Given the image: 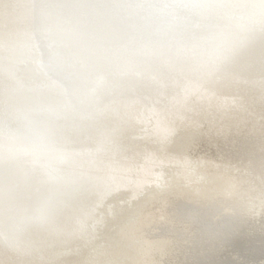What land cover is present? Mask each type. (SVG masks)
I'll return each mask as SVG.
<instances>
[{
    "label": "bare ground",
    "instance_id": "1",
    "mask_svg": "<svg viewBox=\"0 0 264 264\" xmlns=\"http://www.w3.org/2000/svg\"><path fill=\"white\" fill-rule=\"evenodd\" d=\"M58 3L0 0V141L9 148V161L25 157L24 145L37 141L27 152L37 163L49 161L43 167L50 183L45 194L40 188L39 194L15 195L9 215L16 227L0 229V264H80L89 250L88 264H264V221L254 225L256 219L238 213L219 225L225 207L215 202L231 199L225 205L246 209L264 199V151L255 147L264 137V36L257 34L239 60L209 79L185 60L186 42L201 31L196 20L140 11L127 0H73L71 13L63 7L54 12ZM69 19L75 22L71 28L64 23ZM68 33L76 47L60 43ZM81 44L115 46L117 58L104 61L114 68L118 85L107 90L103 107L86 106L77 121L90 91L84 94L83 84L92 78L94 90L108 84L98 67L78 71L82 60L74 53ZM15 58L21 59L19 69L37 67L40 78L20 84L10 64ZM32 93L37 106L30 109ZM44 128L52 131V150ZM245 135L248 141L241 140ZM172 169L171 183L158 188L154 176ZM5 173L11 179L14 169ZM100 183L108 190L90 221L79 217L73 229H58L27 220L40 210L76 214L93 202ZM153 189L158 197L148 201ZM209 197L213 203L206 206ZM138 204V213L127 220L124 207ZM111 218L118 221L113 232ZM153 227L160 231L150 232ZM253 233L258 252L246 238Z\"/></svg>",
    "mask_w": 264,
    "mask_h": 264
},
{
    "label": "clouds",
    "instance_id": "2",
    "mask_svg": "<svg viewBox=\"0 0 264 264\" xmlns=\"http://www.w3.org/2000/svg\"><path fill=\"white\" fill-rule=\"evenodd\" d=\"M73 0H59L53 11L63 7L71 13ZM127 6L140 11H160L196 20L201 31L186 42V62L206 78H214L234 64L245 52L246 43L257 34L264 36V0H127ZM68 28L74 21H64ZM23 142V141H22ZM8 146L0 141V229L10 224V207L15 198L5 170L9 166Z\"/></svg>",
    "mask_w": 264,
    "mask_h": 264
},
{
    "label": "rangeland",
    "instance_id": "3",
    "mask_svg": "<svg viewBox=\"0 0 264 264\" xmlns=\"http://www.w3.org/2000/svg\"><path fill=\"white\" fill-rule=\"evenodd\" d=\"M73 42L74 41L72 40L71 35L69 33L64 38H62L60 40V43H65V44L68 43L70 46L72 43V44H74V47H76L77 45H75V42L74 43ZM78 48H79V51L77 50L78 52L74 53V57L81 58V60H82V66L78 71H83L84 66H86V68L98 67L99 68V72H98L99 76H101L102 79H105L108 84H106L107 86H105L104 88L94 90V87H96V78H92V79H89L88 81H86L83 84V87L81 86L82 88H84L83 89L84 94H87L88 88L90 89V91H89V94H87V96L85 98H83V107L82 108L80 107L78 110L79 115H77V117H76L77 121L82 120V118H83L82 115H84L88 109L91 111H94V110H98L99 108H101V106L103 107V103H105V101H103L102 99L104 98V100H105L107 90L112 88L113 86L118 85L117 83L115 84V82H114V79H115L113 77L114 76V68L111 65H109L106 61H104L105 57L106 58L111 57V58H113V60H115L117 58L116 48L113 44H110V47L107 44H105V47H103L104 49H101V48L94 49L92 47H89L88 45H85V48H84L83 44L78 46ZM95 53H97V54H95ZM14 72H15V77L17 78L18 82L20 84H23V85H29V82H31L32 80L40 78L38 68L35 66H33V67L32 66L31 67L21 66L20 69H18L17 71L15 69ZM73 87H76V86H73ZM81 87H79L77 89H80ZM38 94H39V92H37V95ZM102 94H103V97H102ZM37 95L33 94V96H31V103L29 106L30 109L37 106V102H36ZM81 98H82V96L79 95V99H77V100H80ZM75 103H77V102H75ZM86 106L88 107V109L86 108ZM85 109H87V110H85ZM28 117L30 118L31 116H28ZM43 131H44V138L46 137V141H48V143H49L50 142L49 141V138H50L49 135H51L50 133H52V131L45 129V128L43 129ZM44 138H43V142H44ZM31 144L32 145H28V146H35V144L37 146H39L37 141L31 140ZM24 146H25L24 149H26V150L22 154H24L25 157L22 155H19L20 157H16L12 160L10 159V161H9V166L7 167V169H9V170L14 169V173L11 176L12 178L9 180L12 183V185L18 184L20 187L22 186V189L20 191H18L19 193L15 192L16 196L22 195V194H25L28 192H32L33 190H37L36 192H37V194H39L40 188L44 189L43 193L45 194L48 192L47 187L50 184L48 182V179H46L49 176L47 174V170H45V167L48 169V164H46V163H48L49 161L47 160L46 163H42V162L37 163L35 156L31 155L29 152H27L28 149H30L31 147H28L26 145H24ZM42 147L43 146H41V148ZM44 147L46 148V145ZM48 149L52 150V146H50V143L48 145ZM58 149H59V147H58ZM65 155H68V154L65 153ZM63 157H64V155H63ZM77 159H79V158L76 157V159H74V158L72 159V157H71L72 162L77 163V161H78ZM192 159H194V158H192ZM194 162H195V160H194ZM43 165L45 167H43ZM162 171L160 172L159 176L158 175L154 176V180L156 182L157 187H158V185H160V186L169 185L171 183L173 177L176 175L175 169H172L171 172H168V171L162 172ZM110 182L115 183L117 185L119 184V182H117V180H111ZM110 182H108V183H110ZM96 185H97V183H95L93 186L97 187ZM73 188L76 191V189H78L79 187L78 188L73 187ZM101 188H104V189H101ZM107 190H108L107 185L104 183H100L98 185V191H99L98 195L94 196V199L92 200L93 202L91 204H89L88 206L84 205L83 208L79 209L80 211L78 209L76 211H73V213L75 212L76 214H72L71 216L69 214L68 215H66V214L64 215V214H60V213L56 214L58 209H56L55 211L53 209H51V210H47V211L40 210V212H38V211L33 212L32 215L27 216V220L33 221V219H35L34 222L38 221V222L54 223L58 229H60L61 227H64V225H67L66 227H68V229H73L74 228L73 226H75L77 224L76 221H74V220H77V218H79V217L84 218L85 217V218H87V220L90 221V216H91V219H92V214L93 215L96 214V212L92 210L94 205L95 204L100 205V203H99V199L101 197L100 194L107 192ZM156 193H157L156 189L151 190V192L148 194V196H146L147 197L146 199L148 201L156 199L158 197L157 196L155 198ZM37 194H36V197H37ZM122 196L123 195L121 194L120 197H118V198L124 199L126 197V195L123 197ZM107 198L110 199V201L112 199H114V200L117 199V197L112 198V196H109ZM107 198H105L106 201H104L103 204L108 202ZM146 199H144V201ZM103 204H102V206H103ZM141 205L140 204L135 205L136 207L126 205L124 207L125 208L124 209L125 218L127 220L132 219V216H135L138 213V210L140 209L139 207H141ZM113 210L119 212V208L117 207V205H115ZM22 214H24V213H21V215ZM110 221H112V224H113L111 226L112 227L111 230L113 232V230L115 229V225H117L118 221L117 220L113 221L112 218L110 219ZM9 225L12 227V229L14 227H16L15 223H12V222L10 224H8V227H9ZM33 226L35 227V226H39V225L33 224ZM31 227H32V225H31ZM107 237L108 238H105V240L107 239L108 244H110L111 239H109V238H111V237L110 236H107ZM112 242H113V240H112ZM91 255H92V253L89 250V254H85L83 256L80 264H88V262L91 261ZM70 260H72V259H70ZM67 264H73V263L69 262V259H68ZM89 264H95V263L93 262V263H89Z\"/></svg>",
    "mask_w": 264,
    "mask_h": 264
},
{
    "label": "water",
    "instance_id": "4",
    "mask_svg": "<svg viewBox=\"0 0 264 264\" xmlns=\"http://www.w3.org/2000/svg\"><path fill=\"white\" fill-rule=\"evenodd\" d=\"M18 60H21V59H12L11 61H10V64H11V66L14 68V69H19L18 68V65H21V63L22 62H19L18 63ZM246 139V141H248L247 140V138H246V135L243 137V138H241V140L242 141H244ZM254 139V138H253ZM250 140V139H249ZM255 140V139H254ZM264 137L262 138V137H260V142L261 143H258V144H260V145H258V144H256L255 145V147H256V150H257V152L256 153H259V152H261V151H264ZM259 141V140H258ZM249 164H251V165H253V162H250ZM172 200L170 199V203H175V202H171ZM185 201H187V202H191L192 200H185ZM196 202H193L194 204L195 203H197V204H199L200 203V200H195ZM226 201H231V199H229V200H225V201H221V202H218V201H215L216 203H217V205H220V206H223V207H225L224 209V211L222 212V216H221V218H219V219H223V221H219V225L221 224V223H225L226 222V219H228L227 220V222L226 223H229V222H231L232 221V218H230V217H233L234 215H237L238 213L239 214H241L242 215V217H251L252 218V220L253 219H256V223H253L254 225H256V224H258L259 225V223H258V220H261V222H263L264 220V199L263 200H258L257 202L258 203H254V204H249L248 205V207H246V209H242L241 207H239L238 205H236V204H234V203H230V204H228V205H225V203H226ZM168 202V203H169ZM211 203H213V198L212 197H209V198H207L206 199V201H205V204H206V206H208V205H210ZM181 204H182V202L181 201H179V204H175L176 206H175V208L173 209V213H176L179 209H180V207H181ZM203 205V204H202ZM220 206H217V207H220ZM210 207V206H209ZM178 208V209H177ZM216 207H214V209H215ZM204 208H201V209H199L200 211H202ZM209 209H211V208H209ZM176 211V212H175ZM242 211V212H241ZM219 215H221V214H218V215H216V218L217 217H219ZM228 216H230V217H228ZM198 217H201V216H198ZM228 217V218H227ZM235 217V216H234ZM241 216H239L238 218H240ZM241 217V218H242ZM202 218V217H201ZM240 218V219H241ZM225 219V220H224ZM246 220L245 221H247L248 219L247 218H245ZM214 220V219H213ZM203 221V220H202ZM199 223V222H198ZM237 228H238V230L240 231V229H242L241 228V226L238 224V226H237ZM160 231V227L159 228H155V227H153L151 230H150V232H152L153 233V231ZM232 232V231H231ZM235 232H238V231H235ZM243 232V231H242ZM226 234H227V236H229L230 234H228V232H225ZM230 233V232H229ZM260 233H263L264 234V232H260ZM218 236H221V235H218ZM249 236H254V233L253 234H250V235H247V237L246 238H248V239H250L249 240V242L250 241H252L253 242V244L255 243V245H254V248L255 249H257V252H258V249H259V247H260V242H254V240H252V239H254L253 237L251 238V237H249ZM260 236H262V235H260ZM259 236V237H260ZM195 239V238H194ZM226 239H228V238H226ZM235 241H236V239H235ZM237 241H243V240H237ZM194 243V242H193ZM235 243H237V242H234V243H231L232 245H233V247H240V245L239 246H235L236 244ZM247 243V242H246ZM247 245V244H246ZM250 250H253V248H251ZM245 255L246 254H243V257H241L240 259H242V258H246L245 257ZM222 258V257H221Z\"/></svg>",
    "mask_w": 264,
    "mask_h": 264
}]
</instances>
